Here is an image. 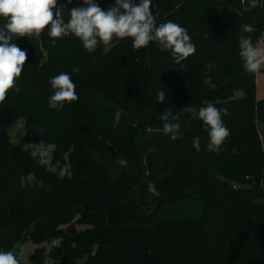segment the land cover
Returning <instances> with one entry per match:
<instances>
[{
	"label": "trees",
	"instance_id": "1",
	"mask_svg": "<svg viewBox=\"0 0 264 264\" xmlns=\"http://www.w3.org/2000/svg\"><path fill=\"white\" fill-rule=\"evenodd\" d=\"M61 3L78 7L83 0ZM96 3L107 10L115 0ZM151 11L157 24L186 28L195 53L176 64L157 42L134 49L131 38L114 37L109 48L101 43L89 54L72 34L52 45L48 28L38 38L14 37L27 61L19 92L10 90L0 104V251L31 240L42 245L29 263L264 264V140L257 126L264 98L257 99L256 73L244 70L238 54L240 35L255 44L264 31V0L255 7L248 0H153ZM245 24L256 31L243 33ZM60 72L71 75L78 99L50 109L49 81ZM161 88L165 103L156 102ZM209 102L229 110L221 119L230 135L219 152L207 151L198 119ZM163 111L179 116V138L164 134ZM19 119L26 132L15 144L7 128ZM39 140L52 145V164L72 166V179L59 180L22 150ZM29 172L43 186L21 188ZM149 182L159 196L150 195ZM53 238L60 247L45 257Z\"/></svg>",
	"mask_w": 264,
	"mask_h": 264
},
{
	"label": "clouds",
	"instance_id": "2",
	"mask_svg": "<svg viewBox=\"0 0 264 264\" xmlns=\"http://www.w3.org/2000/svg\"><path fill=\"white\" fill-rule=\"evenodd\" d=\"M57 3L58 0H0V17L6 20L3 27H0V104L4 103L10 90L19 92L16 81L27 61V52L12 42L14 37L38 38L46 28L49 29L48 35L52 45L72 34L82 42L89 54L96 51L98 44L109 45L114 37L119 40L131 38L134 49H141L147 47L150 42H157L161 52H171L176 64H180L196 51L186 28L173 21L157 24L156 16L151 11L153 0H140L138 5L133 0H115L107 10H103L96 0H83L82 6L71 9L67 22L64 19L66 5L61 3L57 7ZM248 3L255 7L260 0H248ZM255 31L251 24L243 25V33ZM238 43V54L244 70L247 73H258L264 67V31H261L255 44L251 35L243 34L240 35ZM214 66L209 64L207 67L211 69ZM72 72L77 73L79 69L73 68ZM49 83L53 89V94L48 98L50 109H62L66 102L71 103L78 99L76 85L69 73L60 72L51 78ZM167 99L164 89H157L156 102L165 103ZM222 114L227 116L228 108H218L211 102L200 107L198 111V119L203 122L208 132L209 152H219L220 146L230 135L229 129L221 119ZM160 119L163 121L164 134H171L172 139L182 135L180 124L176 122L179 120L178 115H173L172 111H163ZM36 131L40 135L46 132L39 125L36 126ZM192 145L197 151L200 150L199 137L193 138ZM22 150L28 152L37 165L45 167L50 165L48 170L59 180L65 177L73 178L70 164L62 165L59 161L51 163L53 148L44 140H39L38 143H24ZM118 163L122 167L128 165L124 159L118 160ZM33 185L43 186V181H37L34 172L20 177L21 188ZM147 187L150 195H160L155 183L149 182ZM45 245L43 255L47 257L53 248L60 247V240L53 238L50 242L45 241ZM0 264H19V261L12 251H0Z\"/></svg>",
	"mask_w": 264,
	"mask_h": 264
},
{
	"label": "rangeland",
	"instance_id": "3",
	"mask_svg": "<svg viewBox=\"0 0 264 264\" xmlns=\"http://www.w3.org/2000/svg\"><path fill=\"white\" fill-rule=\"evenodd\" d=\"M111 45H112V42L109 45H105V46L106 48H109ZM262 68L260 69V71L257 73V76H256L257 78L256 79L257 81L256 82V95H257V98L259 99L264 98V68L263 69ZM241 94H242V91L240 90L236 92L237 96H240ZM257 126L259 128L261 137L264 139V122L259 120L257 122ZM7 130L10 135L11 142L15 144L19 143L21 137L26 132L24 120L19 119L15 124L9 126ZM51 158H52V152H51ZM116 172L114 170L113 176L116 175ZM41 245L42 244H37L31 240L21 241L16 245V247L13 249L12 252L17 257L19 264H29V260H28L29 256L33 253L35 248ZM83 263H84V258L79 259L77 261V264H83Z\"/></svg>",
	"mask_w": 264,
	"mask_h": 264
},
{
	"label": "built area",
	"instance_id": "4",
	"mask_svg": "<svg viewBox=\"0 0 264 264\" xmlns=\"http://www.w3.org/2000/svg\"><path fill=\"white\" fill-rule=\"evenodd\" d=\"M53 262L51 260H46L43 263H29V264H52Z\"/></svg>",
	"mask_w": 264,
	"mask_h": 264
},
{
	"label": "water",
	"instance_id": "5",
	"mask_svg": "<svg viewBox=\"0 0 264 264\" xmlns=\"http://www.w3.org/2000/svg\"><path fill=\"white\" fill-rule=\"evenodd\" d=\"M228 0H224V2H227ZM73 7H70V6H66L65 7V10L68 12V13H70V11H71V9H72ZM88 207V206H87Z\"/></svg>",
	"mask_w": 264,
	"mask_h": 264
},
{
	"label": "crops",
	"instance_id": "6",
	"mask_svg": "<svg viewBox=\"0 0 264 264\" xmlns=\"http://www.w3.org/2000/svg\"><path fill=\"white\" fill-rule=\"evenodd\" d=\"M263 68H264V67H263ZM263 68H262V69H263ZM256 76H257V73H256ZM256 79H257V78H256ZM256 82H257V81H256ZM257 99H259V98H257ZM258 130H259V128H258ZM259 134H260V131H259ZM260 137H261V134H260ZM261 139L264 140L262 137H261Z\"/></svg>",
	"mask_w": 264,
	"mask_h": 264
}]
</instances>
